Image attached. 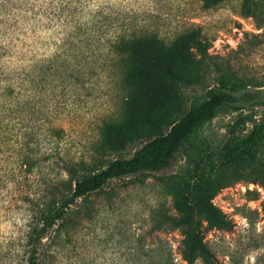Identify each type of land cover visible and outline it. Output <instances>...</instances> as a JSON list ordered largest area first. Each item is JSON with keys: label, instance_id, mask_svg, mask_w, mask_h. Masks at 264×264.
Segmentation results:
<instances>
[{"label": "rangeland", "instance_id": "1", "mask_svg": "<svg viewBox=\"0 0 264 264\" xmlns=\"http://www.w3.org/2000/svg\"><path fill=\"white\" fill-rule=\"evenodd\" d=\"M12 6L15 56L25 65L61 57L55 60L58 74L38 88L36 99L55 111L51 117L66 129L63 148L76 159L92 161L105 137V121L117 127L125 143L124 148L115 145L109 157L132 156L150 137L169 130L222 76L237 84L242 98L203 127L204 143L218 148L241 116L264 115V0L212 5L207 0H12ZM145 31L167 44L190 35L208 55L202 67L200 52L191 43L182 47L192 60L180 61L178 73L191 85L163 81L157 102L133 108L125 101L109 42ZM250 127L248 121L238 131ZM192 152H180L162 172L114 180L90 195L94 217H80L55 264H185L180 254L185 236L162 217L176 214ZM212 202L223 222H202L210 264H264L263 188L242 181L220 190ZM20 211L15 215L21 217Z\"/></svg>", "mask_w": 264, "mask_h": 264}, {"label": "trees", "instance_id": "2", "mask_svg": "<svg viewBox=\"0 0 264 264\" xmlns=\"http://www.w3.org/2000/svg\"><path fill=\"white\" fill-rule=\"evenodd\" d=\"M12 7V0H0V264H55L79 227L80 217H94L90 195L114 180L162 172L184 150L193 151V166L182 178L183 191L174 203L176 214L162 218L185 236L180 246L185 264H210L213 255L204 240L202 222L206 219L211 226L223 222L212 202L216 194L242 181L264 190V115L257 120L241 116L218 148L204 143L203 127L242 98L237 84L222 76L169 130L150 137L132 156L109 157L115 145L124 148L125 143L117 127L105 121V137L92 161L76 159L63 148L66 129L51 117L55 111L36 99L38 88L50 82V75L58 74L55 60L61 57L25 65L22 57L15 56ZM109 43L125 101L133 108L157 102L164 82L191 85L178 73L180 61L192 60L182 47L191 43L201 54L198 64L202 67L208 55L207 48L190 35L167 44L156 33L145 31L121 34ZM248 121L252 127L238 131ZM19 209L21 217L15 215Z\"/></svg>", "mask_w": 264, "mask_h": 264}]
</instances>
